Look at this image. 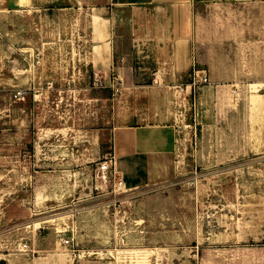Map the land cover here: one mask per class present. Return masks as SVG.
I'll list each match as a JSON object with an SVG mask.
<instances>
[{"label":"rangeland","instance_id":"rangeland-1","mask_svg":"<svg viewBox=\"0 0 264 264\" xmlns=\"http://www.w3.org/2000/svg\"><path fill=\"white\" fill-rule=\"evenodd\" d=\"M204 13L209 82L193 92L178 175L154 191H125L110 176L112 191L50 208L35 206L44 176L32 167L31 142L37 116L80 102L63 96L54 64L78 54L58 44L78 32L64 30L69 16L0 7V264H264V1ZM207 86L216 92L203 108Z\"/></svg>","mask_w":264,"mask_h":264},{"label":"crops","instance_id":"crops-1","mask_svg":"<svg viewBox=\"0 0 264 264\" xmlns=\"http://www.w3.org/2000/svg\"><path fill=\"white\" fill-rule=\"evenodd\" d=\"M252 1L264 0H0L7 11L69 16L64 30L78 32L77 39L58 42L78 54L54 64L66 81L63 96L80 102L35 120L41 132L31 142V163L44 176L34 187L35 206L59 208L94 190L110 192V176L125 191H154L172 181L194 129L196 107L187 85L195 68L208 73L200 36L204 11ZM95 74L104 86L92 87ZM214 92L205 87L203 108ZM108 157L114 165L102 171ZM93 253L83 251L77 260Z\"/></svg>","mask_w":264,"mask_h":264},{"label":"built area","instance_id":"built-area-1","mask_svg":"<svg viewBox=\"0 0 264 264\" xmlns=\"http://www.w3.org/2000/svg\"><path fill=\"white\" fill-rule=\"evenodd\" d=\"M94 82L96 84V86L98 87H102L104 86L103 80L101 79V77L98 74H95V79ZM209 82V79L205 73V71H202L200 69L195 68L193 70L192 73V78L191 80L188 82L187 86H190L193 90V92H196L198 89H200V85H205ZM113 88L115 93H119L120 91V81H118V83L113 84ZM179 91L181 93H185L186 92V86L180 87ZM111 165H114V159L113 157H108L106 160H104L103 162L100 163V169L102 171H109L111 169ZM119 186H123L122 181H119ZM73 241L74 239H66L64 240V244L66 246H70L73 245Z\"/></svg>","mask_w":264,"mask_h":264}]
</instances>
